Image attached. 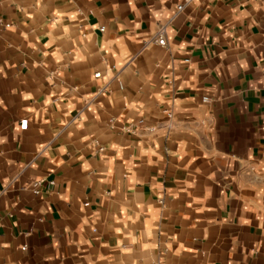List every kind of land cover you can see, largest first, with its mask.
I'll return each mask as SVG.
<instances>
[{
  "label": "crops",
  "instance_id": "1",
  "mask_svg": "<svg viewBox=\"0 0 264 264\" xmlns=\"http://www.w3.org/2000/svg\"><path fill=\"white\" fill-rule=\"evenodd\" d=\"M0 264H264V0H0Z\"/></svg>",
  "mask_w": 264,
  "mask_h": 264
},
{
  "label": "built area",
  "instance_id": "2",
  "mask_svg": "<svg viewBox=\"0 0 264 264\" xmlns=\"http://www.w3.org/2000/svg\"><path fill=\"white\" fill-rule=\"evenodd\" d=\"M187 1H190V0H187ZM184 7V4H180L178 5V10H182V8ZM10 24L7 23L6 26H9ZM101 30H104V27H101L100 28ZM153 42L154 43H157L159 45H162V46H165L167 44V40H166V33H165V28L162 27L158 33V35L153 39ZM95 77H100L101 76V72H97L95 73L94 75ZM205 101L208 99V97H204L203 98ZM142 122V121H141ZM47 181L46 178H41L38 180L37 182V187L34 188V192L35 193H40V188L39 186H41L43 183H45ZM53 183V181H50ZM161 202H163V200H161Z\"/></svg>",
  "mask_w": 264,
  "mask_h": 264
}]
</instances>
